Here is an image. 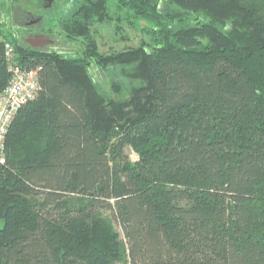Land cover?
I'll list each match as a JSON object with an SVG mask.
<instances>
[{
  "label": "trees",
  "instance_id": "obj_1",
  "mask_svg": "<svg viewBox=\"0 0 264 264\" xmlns=\"http://www.w3.org/2000/svg\"><path fill=\"white\" fill-rule=\"evenodd\" d=\"M113 2L155 42L99 53ZM62 29L78 55L0 34V93L6 42L39 81L6 138L0 264H264V0H82ZM93 62L136 86L105 96Z\"/></svg>",
  "mask_w": 264,
  "mask_h": 264
},
{
  "label": "rangeland",
  "instance_id": "obj_2",
  "mask_svg": "<svg viewBox=\"0 0 264 264\" xmlns=\"http://www.w3.org/2000/svg\"><path fill=\"white\" fill-rule=\"evenodd\" d=\"M107 10L111 19L103 22H94L91 26L90 38L94 40L99 53L102 55H111L123 51L128 52L132 49L139 48L142 44L155 42H153L151 35L148 33L147 28L149 26L146 27L145 22L140 24L139 21H136L131 11L117 8L115 2L107 5ZM67 15L70 16L71 14L68 13ZM188 16L190 18L191 15ZM190 22L188 21L187 23ZM52 23V28L58 35L59 40V44L54 50L65 55H78L82 48V41H69L62 29V22L54 20ZM0 32H2L1 29ZM3 33L8 35L5 31ZM94 64L93 62V66L90 69L91 75L98 90L105 96L112 95L114 91L112 85L114 84L119 85L121 91L123 90L126 93L130 87L136 86L135 82L130 83L120 68L101 70ZM125 154L131 161L138 160L137 155L130 148L125 150ZM102 215L113 229L120 234L122 241L126 244L125 236L118 222L115 220L113 213L104 211Z\"/></svg>",
  "mask_w": 264,
  "mask_h": 264
},
{
  "label": "flooded vegetation",
  "instance_id": "obj_3",
  "mask_svg": "<svg viewBox=\"0 0 264 264\" xmlns=\"http://www.w3.org/2000/svg\"><path fill=\"white\" fill-rule=\"evenodd\" d=\"M81 1L0 0V34L5 31L26 49L41 52L54 50L59 40L51 22H62Z\"/></svg>",
  "mask_w": 264,
  "mask_h": 264
},
{
  "label": "built area",
  "instance_id": "obj_4",
  "mask_svg": "<svg viewBox=\"0 0 264 264\" xmlns=\"http://www.w3.org/2000/svg\"><path fill=\"white\" fill-rule=\"evenodd\" d=\"M6 56L12 73L8 87L0 93V168L6 163V138L20 108L33 100L39 90L38 74L21 68L15 60V46L6 42Z\"/></svg>",
  "mask_w": 264,
  "mask_h": 264
}]
</instances>
